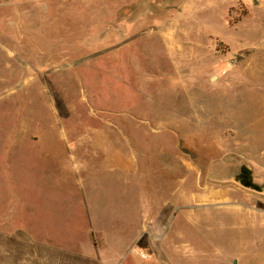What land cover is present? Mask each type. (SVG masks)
Here are the masks:
<instances>
[{
  "label": "rangeland",
  "instance_id": "374dc122",
  "mask_svg": "<svg viewBox=\"0 0 264 264\" xmlns=\"http://www.w3.org/2000/svg\"><path fill=\"white\" fill-rule=\"evenodd\" d=\"M231 2L0 0V264H264L234 181L264 182V23L229 32ZM181 14L193 49L159 65Z\"/></svg>",
  "mask_w": 264,
  "mask_h": 264
},
{
  "label": "crops",
  "instance_id": "0c3cea01",
  "mask_svg": "<svg viewBox=\"0 0 264 264\" xmlns=\"http://www.w3.org/2000/svg\"><path fill=\"white\" fill-rule=\"evenodd\" d=\"M238 3L243 4L244 6H246L247 9V13L244 14L242 17H240V19H235L236 21H233L229 24V22H227L226 17H227V8L228 7H235L236 5H238ZM192 9V8H191ZM261 9L262 12H260L258 14V10ZM193 10V9H192ZM255 11V17L257 15H259L258 20H260L261 22L264 23V0H232V2L226 7L225 9V16H223V26L227 27L229 29V32L233 29V30H237L239 27V24H241L243 21H245V19H253L254 18V11ZM185 14V13H184ZM182 15L179 17V20L181 22V25L179 26L178 29H174L172 28L171 24H174V20L173 18H170L168 21H166V23L164 24L163 22L161 23V27H160V35H159V45L162 44L163 49L165 50V53H163L162 57L163 59H161V62H158L159 65H163V66H167L168 65V60L170 58V52H191L192 48V39H189L188 37L191 35L190 29H186V25L185 22L183 21V16ZM189 17H193L192 14H188ZM201 17L198 16L197 21L203 22L204 25L206 23V21L211 22L208 18L203 17L202 19H200ZM175 25V24H174ZM202 25V26H204ZM200 26V24H199ZM206 26V25H205ZM178 27V26H176ZM175 27V28H176ZM264 31V27L262 28ZM203 30H206V32L208 33L207 37H208V41L206 42V44L204 45V47L206 48V50H204V52H208V53H212L214 51H216V41H223L225 42L228 47H229V51H230V44L228 42V39L226 37H222V33L220 31H218L217 29L215 30V28H211V27H207ZM245 37H251L252 34L247 33L245 34ZM155 64V65H158ZM261 102V103H260ZM257 104L260 106L264 105V101H261V99H259L257 101ZM234 117V116H233ZM255 125H261L263 126V123H261V121L264 120V106L263 108L258 107L257 108V112L255 115ZM240 125L245 123H241L239 122ZM248 124H251V122H249ZM248 124H243V127L240 128L241 129H245L247 128L249 125ZM261 130V128H258V130ZM263 130V129H262ZM61 262H52L49 264H60Z\"/></svg>",
  "mask_w": 264,
  "mask_h": 264
},
{
  "label": "water",
  "instance_id": "95a60500",
  "mask_svg": "<svg viewBox=\"0 0 264 264\" xmlns=\"http://www.w3.org/2000/svg\"><path fill=\"white\" fill-rule=\"evenodd\" d=\"M249 172V169L241 167L240 173L235 177L234 181L239 182L242 186L250 188L255 192L264 193V182L262 184L253 182Z\"/></svg>",
  "mask_w": 264,
  "mask_h": 264
},
{
  "label": "flooded vegetation",
  "instance_id": "af4514ba",
  "mask_svg": "<svg viewBox=\"0 0 264 264\" xmlns=\"http://www.w3.org/2000/svg\"><path fill=\"white\" fill-rule=\"evenodd\" d=\"M240 169H241V168H240ZM249 173H250V172H249ZM249 175H250V178H252V177H251V173H250Z\"/></svg>",
  "mask_w": 264,
  "mask_h": 264
},
{
  "label": "built area",
  "instance_id": "2783aa9c",
  "mask_svg": "<svg viewBox=\"0 0 264 264\" xmlns=\"http://www.w3.org/2000/svg\"><path fill=\"white\" fill-rule=\"evenodd\" d=\"M142 255L144 256V254L142 253Z\"/></svg>",
  "mask_w": 264,
  "mask_h": 264
}]
</instances>
